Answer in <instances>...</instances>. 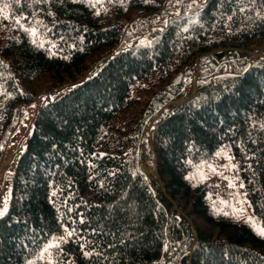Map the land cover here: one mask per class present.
Wrapping results in <instances>:
<instances>
[{
  "label": "trees",
  "instance_id": "trees-1",
  "mask_svg": "<svg viewBox=\"0 0 264 264\" xmlns=\"http://www.w3.org/2000/svg\"><path fill=\"white\" fill-rule=\"evenodd\" d=\"M51 91L9 172L0 264H264L200 180L225 148L264 227V0H0V160Z\"/></svg>",
  "mask_w": 264,
  "mask_h": 264
},
{
  "label": "rangeland",
  "instance_id": "rangeland-1",
  "mask_svg": "<svg viewBox=\"0 0 264 264\" xmlns=\"http://www.w3.org/2000/svg\"><path fill=\"white\" fill-rule=\"evenodd\" d=\"M153 21L156 22L157 19L154 18ZM128 46L129 44L125 45L126 48ZM91 71L89 70L88 73ZM56 96H58V92L51 91L26 106L23 118L15 132L6 138L7 145L0 160V212L4 213L9 198L8 183L4 181V176L12 170L16 156L23 147L24 140L30 131L34 112L44 103L54 100ZM233 168L234 162L229 159L225 148H220L212 163L200 172L201 183L207 190L206 200L214 212H229L237 216L242 224L249 226L255 234L264 239V227L256 224L249 216L243 192L238 188V185L236 186Z\"/></svg>",
  "mask_w": 264,
  "mask_h": 264
},
{
  "label": "water",
  "instance_id": "water-1",
  "mask_svg": "<svg viewBox=\"0 0 264 264\" xmlns=\"http://www.w3.org/2000/svg\"><path fill=\"white\" fill-rule=\"evenodd\" d=\"M178 81H179V77L175 79V81L172 83V85L177 84ZM4 181H5V182H9V181H10V176H9V175H6V176L4 177Z\"/></svg>",
  "mask_w": 264,
  "mask_h": 264
},
{
  "label": "snow or ice",
  "instance_id": "snow-or-ice-1",
  "mask_svg": "<svg viewBox=\"0 0 264 264\" xmlns=\"http://www.w3.org/2000/svg\"><path fill=\"white\" fill-rule=\"evenodd\" d=\"M4 213L3 212H0V216H2ZM69 235H71V233H69Z\"/></svg>",
  "mask_w": 264,
  "mask_h": 264
}]
</instances>
